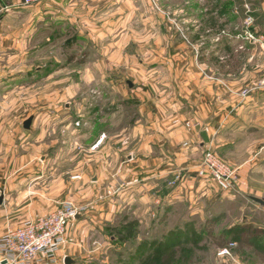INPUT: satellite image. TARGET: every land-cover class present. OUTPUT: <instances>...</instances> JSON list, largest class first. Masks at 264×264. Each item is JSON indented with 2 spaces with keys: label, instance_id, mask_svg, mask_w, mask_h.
<instances>
[{
  "label": "crops",
  "instance_id": "0c3cea01",
  "mask_svg": "<svg viewBox=\"0 0 264 264\" xmlns=\"http://www.w3.org/2000/svg\"><path fill=\"white\" fill-rule=\"evenodd\" d=\"M254 1L251 10L254 31L264 37V0ZM90 4L88 7L86 0H44L41 5L26 7L22 0H0V199H3L0 237L17 226L48 215L56 204L75 201L85 211L69 226L63 258L72 257V251L82 248L84 239L79 229L86 222L84 218H90L92 214L113 222L118 211L126 207L131 223L142 230L154 220L155 226L167 222L181 205L199 213L202 204L213 200L216 194H229L198 177L199 165L208 150L219 154L238 170V195L249 191L253 194V189L246 188L247 178L264 171V140L254 139L255 131L264 134V77L254 79L250 90L227 88L228 84L244 83V72H241L240 82L229 79L223 70L220 77L206 73L208 68L202 70L199 65V53L193 52L192 48L182 51L181 47L187 46L181 41L171 50L170 57L173 54L176 57L174 61L158 55L163 61L148 69L147 75L134 76L132 66L122 68L121 62L118 66L116 60L108 61L111 73L106 72V76L111 77V81L121 80L127 86V90H121L119 84L112 85L121 97L126 91L123 106H135L136 119L124 126L123 133L116 136L120 140L114 143V138L106 134L99 136L96 149L112 142L111 148H115L116 153L108 159L97 157L96 167L87 169L94 173L90 186L86 180L90 174L85 172L80 175L83 182L79 195L74 198H70L68 183L63 181L57 183L58 188L52 183L47 187L24 188L29 173L47 170L49 166L44 161L45 156L38 155L47 146L42 140L41 115L36 113L39 106L44 107L45 112L53 110V86L47 82H51L57 72L37 67V37L43 29L39 24L44 19L50 21V27H44V30L51 32V37L68 38L73 31L75 36L65 39L62 47L84 50L80 60L64 53L66 63L60 70L78 60L83 64L88 47H102L101 41L94 36L99 24L89 25L84 20L90 13L94 22V16H100L104 11L95 9L94 3ZM112 27L126 36V26ZM110 29L103 25L101 33ZM245 30L246 27L241 33H235L232 39L248 41L245 33L243 35ZM47 42L46 46L52 45L51 39ZM249 43L264 52L259 44ZM107 44L112 49L120 47L115 39ZM217 44L223 47V41ZM133 47L134 43H124L122 47L127 64L133 63ZM210 56L220 60L221 68L225 67L226 57L217 52ZM140 64L142 67V61ZM162 74L166 76L162 78ZM39 80L45 84L43 89L37 90ZM244 91L247 96L242 95ZM42 92L44 105L38 103L42 96L38 94ZM18 93L24 96L14 99ZM120 109L115 107L112 112L117 114ZM30 118L33 122L30 130H26L24 123ZM188 123L190 128L186 126ZM100 188H107L104 193L109 196L100 197L103 194ZM100 203L101 209L97 210ZM192 216L196 215L192 213Z\"/></svg>",
  "mask_w": 264,
  "mask_h": 264
},
{
  "label": "rangeland",
  "instance_id": "374dc122",
  "mask_svg": "<svg viewBox=\"0 0 264 264\" xmlns=\"http://www.w3.org/2000/svg\"><path fill=\"white\" fill-rule=\"evenodd\" d=\"M254 2V0H86L88 7L91 6L90 3H94L95 9L104 12L100 16H94V22L90 13L85 17L84 21L89 25L99 24L94 36L101 41L102 47L101 49L88 47L85 51L87 59L83 64H80L79 58L84 55V50L70 48L66 50L62 47L65 39L73 38L75 33L72 31L68 38L56 35L51 37V32L44 30V27H50V21L46 19L41 21L39 27L42 26L43 29L37 37L39 47L37 67L43 68V71L49 68L57 72L54 79L47 82L53 86V110L47 109L45 112L44 107L39 106L36 113L38 116L41 115L40 120L44 126L42 140L47 146L46 149L40 150L38 155H44V161L49 166L47 170L29 173L24 188L47 187L50 183L58 188L60 181H63L68 183L70 198H74L79 195L80 183L83 182L82 178L81 180L74 178L86 172L90 174L86 179L90 186L94 173L87 169L96 167L97 157L108 159L116 153L115 148H111L115 140H120L116 139V136L123 133L124 126L135 120L136 115L135 106H123L126 91L121 97L118 89L115 90L112 86L119 84L118 88L127 90L124 82L116 79L111 81L109 80L111 77L106 76V72L111 73V66L108 63L111 58L116 60L118 66L121 62L122 68L132 66L134 76L143 73L147 75L155 64L160 65L164 57L174 61L176 57L175 54L170 57L171 50L184 41L187 47L182 46L181 50L188 51V48H192L193 52L199 53V65L202 70L208 68L206 73L220 77L223 72H227L229 79L239 81L241 72H244V83H236L237 86L228 84L227 88L238 91L252 89L253 80L264 77V52L253 48L250 41H243L241 38L234 40L232 37L245 28L247 15L251 14ZM117 23L119 25H116ZM103 25L111 27L112 30L101 33ZM112 26H126V36L123 37L122 32H117L118 28L114 29ZM112 38L120 47L109 48L107 42L113 40ZM49 39L52 45L46 46ZM218 41H223V47L217 44ZM124 43L127 45L134 43L131 50L133 63L127 64L124 58L122 50ZM240 46L242 49H239ZM212 52L226 57L223 62L225 67L221 68L220 60L210 56ZM64 53L79 60L60 70L66 63ZM141 61L143 68L140 66ZM162 75V78L166 76ZM44 84L42 80L37 81V90L43 89ZM18 94L14 99L24 96ZM42 94L43 92L38 96ZM40 98L38 103L44 105V96ZM115 107H121L117 114L112 112ZM254 133L255 140H264L263 132L260 135L258 131ZM101 134L114 138L113 143L107 142L100 149H96L98 146L96 141ZM213 153L225 164L236 169L219 154ZM205 182L215 185L212 181ZM45 183L47 185H44ZM246 184L248 185L246 188L253 189V194L250 191L243 195L218 193L213 200L201 202L203 204L198 210L199 213L194 209L190 211L189 206L181 205L167 222L155 226L154 220L142 230L140 227L137 229L135 223H131L126 207L118 211L113 222L107 221L106 218H98L96 213L92 214L90 218H84L86 222L79 229L84 242L81 243V249L72 251V257H69L72 260L71 264H146L152 260H161L162 255H156L155 252L158 246H163L165 250L161 252L163 255L179 248L181 251L177 258L179 264H222L217 257V245L222 238L237 243L234 250L235 261H232V264H264V208L249 199L250 196L264 198V171L247 178ZM100 189L104 194L100 197L109 196L108 193H104L107 188ZM73 203L81 207L77 202ZM101 204H96L99 207L97 210L101 209ZM60 206L56 204L48 214L57 211ZM191 212L196 216H192ZM204 230H208L212 235L208 236ZM171 232L181 233L180 241L169 243L165 240L166 235ZM240 233L250 242L249 245L254 246L240 247L238 243ZM63 256L64 253L59 255V264H66V258L62 259Z\"/></svg>",
  "mask_w": 264,
  "mask_h": 264
},
{
  "label": "built area",
  "instance_id": "2783aa9c",
  "mask_svg": "<svg viewBox=\"0 0 264 264\" xmlns=\"http://www.w3.org/2000/svg\"><path fill=\"white\" fill-rule=\"evenodd\" d=\"M44 0H22V5L33 7ZM254 18L249 14L245 22V39L264 48V37L254 30ZM247 96V91L242 93ZM190 128V123L186 125ZM201 180L212 181L224 193H236L239 186L238 170L225 164L212 151L204 153L198 169ZM81 180L80 176L74 178ZM178 178L176 179V181ZM173 182V186H175ZM85 210L72 202H65L57 211L28 221L0 237V264H59V254L65 250L69 226ZM237 243L219 249L222 264L235 261ZM65 260V258H63Z\"/></svg>",
  "mask_w": 264,
  "mask_h": 264
},
{
  "label": "trees",
  "instance_id": "16d2710c",
  "mask_svg": "<svg viewBox=\"0 0 264 264\" xmlns=\"http://www.w3.org/2000/svg\"><path fill=\"white\" fill-rule=\"evenodd\" d=\"M251 15V14H250ZM254 30V28H253ZM205 229V228H204ZM206 230V229H205ZM204 232L208 235V236H211L212 233L209 232L208 230ZM182 234L177 232H172L171 234H169L168 236L165 237V240H167L169 243L170 242H175V241H180L179 238ZM227 234H224V236H226ZM238 240H239V246L240 247H249V246H254V244H250L249 245V241L247 239H245V237L243 236V234H238ZM234 243L233 241L229 240L228 238H222V241L219 242V244L217 245L218 246V250L219 249H222V248H226L228 247L230 244ZM176 246V245H175ZM180 246V245H178ZM163 246H158V248L155 250V252L157 253L156 255H162L160 258L161 260L159 261V259L157 260H152L146 264H179V261L177 260V258H179V255L181 253L180 249L177 248V249H174L166 254H162L161 252L165 251L163 250L162 248ZM160 253V254H159Z\"/></svg>",
  "mask_w": 264,
  "mask_h": 264
},
{
  "label": "water",
  "instance_id": "95a60500",
  "mask_svg": "<svg viewBox=\"0 0 264 264\" xmlns=\"http://www.w3.org/2000/svg\"><path fill=\"white\" fill-rule=\"evenodd\" d=\"M33 122V118H30L29 120H27L25 123H24V128L26 130H30L31 128V124ZM249 199L254 202L255 204L259 205L260 207L264 208V198H260V197H255V196H250ZM3 199L1 198L0 199V204L2 203ZM79 217V216H78ZM65 263L66 264H71L72 263V260L70 258H66L65 260Z\"/></svg>",
  "mask_w": 264,
  "mask_h": 264
}]
</instances>
